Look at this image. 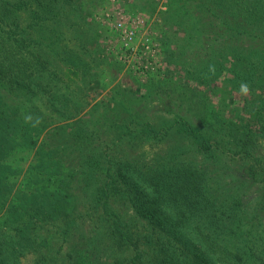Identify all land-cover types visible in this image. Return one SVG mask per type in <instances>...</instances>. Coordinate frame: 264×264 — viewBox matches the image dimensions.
I'll return each mask as SVG.
<instances>
[{"label":"trees","instance_id":"16d2710c","mask_svg":"<svg viewBox=\"0 0 264 264\" xmlns=\"http://www.w3.org/2000/svg\"><path fill=\"white\" fill-rule=\"evenodd\" d=\"M168 1L185 28L171 62L205 87L213 65L231 73L246 95L232 118L200 93L192 122L159 124L124 96L86 124L65 79L96 81L82 8L0 0V264H264V0ZM43 107L74 121L37 146L56 122ZM175 136L186 145L144 162ZM22 148L36 159L17 186Z\"/></svg>","mask_w":264,"mask_h":264},{"label":"rangeland","instance_id":"374dc122","mask_svg":"<svg viewBox=\"0 0 264 264\" xmlns=\"http://www.w3.org/2000/svg\"><path fill=\"white\" fill-rule=\"evenodd\" d=\"M75 2L87 16L86 34L91 39L94 38L97 46L94 57L96 65L90 70L91 74L97 75L95 78L90 76L96 79L94 83L86 84V81L83 82L80 76L71 71L67 72L69 77H65L71 85V90L78 88L86 97V102L79 109L78 115V119L80 116L86 117L84 119L86 124L92 126L94 121L88 122L92 112H96L99 117L108 116L107 110L111 108L120 109L121 112L122 109L119 108L121 105H114V101L121 100L124 96L129 97V100L136 104V108L144 110L153 122L168 125L181 117H186L189 122L193 121L190 114L194 115L195 111L189 106L191 100L195 107L198 102L199 109L196 111L198 113L202 111L198 101L201 99L200 96H196L197 94L201 93L207 104L216 107L229 118L233 116L231 108L241 105V101L246 97L242 93L238 95L232 93V74L227 71L222 76L223 73L220 67L218 68L219 63L210 67L211 85L205 87L197 85L182 67L176 62H171L179 53L178 46L184 39L185 28L178 21L174 23L175 13L168 0H75ZM120 21L129 22L130 25L133 22H140L141 25H135L137 32L133 44L135 51L128 50L113 29L114 24ZM146 38L151 40L155 53L142 52V44ZM45 108L43 107L45 113L55 116L56 122L41 133L37 146L45 140L48 130L57 126L64 127L74 121L58 117L56 109L53 111ZM185 141L175 136L174 140H167L160 147L157 145L150 147L148 144L139 151L144 153V162L150 164L155 152L163 153V157L169 156L167 150L175 144L186 145ZM31 149H17L12 151L10 157L8 156V162L13 165L12 167L20 169L18 175H12V181H16L17 186L28 173L26 169L36 159V149ZM130 153L136 155L137 151L131 150ZM123 154L120 156L130 158L131 154L127 152Z\"/></svg>","mask_w":264,"mask_h":264},{"label":"built area","instance_id":"2783aa9c","mask_svg":"<svg viewBox=\"0 0 264 264\" xmlns=\"http://www.w3.org/2000/svg\"><path fill=\"white\" fill-rule=\"evenodd\" d=\"M136 24H140V22H136L133 24H129V22L120 21L114 24L113 29L117 33L119 39L122 40L125 47L128 50L135 51L136 48H134V40L137 38L136 34ZM142 52L144 54H153L155 53V49L153 48V44L151 43V40L149 38H146L142 44Z\"/></svg>","mask_w":264,"mask_h":264},{"label":"clouds","instance_id":"9594fccd","mask_svg":"<svg viewBox=\"0 0 264 264\" xmlns=\"http://www.w3.org/2000/svg\"><path fill=\"white\" fill-rule=\"evenodd\" d=\"M243 90H245V91H246V88H244Z\"/></svg>","mask_w":264,"mask_h":264}]
</instances>
